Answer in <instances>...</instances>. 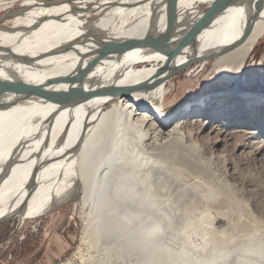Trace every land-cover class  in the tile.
Here are the masks:
<instances>
[{
	"label": "bare ground",
	"instance_id": "6f19581e",
	"mask_svg": "<svg viewBox=\"0 0 264 264\" xmlns=\"http://www.w3.org/2000/svg\"><path fill=\"white\" fill-rule=\"evenodd\" d=\"M222 1L0 0V221L79 195L81 264H264V227L236 213L196 142L244 150L264 135V94L158 117L178 65L218 50L194 63L234 78L264 35V0H227L192 32Z\"/></svg>",
	"mask_w": 264,
	"mask_h": 264
},
{
	"label": "rangeland",
	"instance_id": "374dc122",
	"mask_svg": "<svg viewBox=\"0 0 264 264\" xmlns=\"http://www.w3.org/2000/svg\"><path fill=\"white\" fill-rule=\"evenodd\" d=\"M6 12H2L1 17ZM202 67L200 63H194L170 75L158 117L173 114L186 103H198L201 98L217 92L254 91L264 94V35L259 38L236 77L218 75L217 69L213 70L210 64L203 70ZM238 110L241 113V108ZM257 116L251 118L254 127H260L262 122ZM246 124H241L242 128ZM257 136L256 139L246 140V148L242 151L236 148L233 139L211 148L203 146L200 140L196 142L206 150L208 158L211 156L209 165L212 172L239 207L236 213L244 215L242 218L251 217L253 226L264 227V135ZM88 208L82 205L78 195L74 200L58 203L51 210L25 218L22 222L20 219L1 221L0 264H63L68 259L81 264L73 252L79 245Z\"/></svg>",
	"mask_w": 264,
	"mask_h": 264
},
{
	"label": "water",
	"instance_id": "95a60500",
	"mask_svg": "<svg viewBox=\"0 0 264 264\" xmlns=\"http://www.w3.org/2000/svg\"><path fill=\"white\" fill-rule=\"evenodd\" d=\"M171 2H172V7H173L175 0H171ZM227 4H228L227 0L222 1L220 3V5L217 7V9L214 12H212L207 17V19L199 27H196L195 29H193L192 32H194V31H196L198 29H201L202 27H205L206 25H208L213 20L214 16L217 13L221 12L227 6ZM189 36H191V35H189ZM189 39L190 38H186V40H189ZM146 43H147V41H146ZM217 54H218V50H215V51H212V52H210L209 54H207V55H205L203 57H193V58L187 59L182 64L178 65L176 67V69L173 71V73H175V72H177V71H179V70H181V69H183L185 67H188L190 64H192V63H194L196 61H200V60H204V59H209L211 57H215ZM173 73H171V74H173ZM12 89L16 93H30L29 90L23 89V88H19V87H14L13 86ZM108 92H110L112 94H117L115 89H112V91H108ZM41 94L44 95L47 99L60 96V93H41ZM23 97H25V96H23Z\"/></svg>",
	"mask_w": 264,
	"mask_h": 264
}]
</instances>
